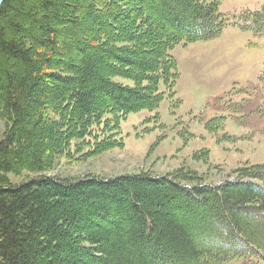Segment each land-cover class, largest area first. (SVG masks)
<instances>
[{
    "label": "trees",
    "instance_id": "trees-1",
    "mask_svg": "<svg viewBox=\"0 0 264 264\" xmlns=\"http://www.w3.org/2000/svg\"><path fill=\"white\" fill-rule=\"evenodd\" d=\"M225 27L219 0H4L0 264L264 262V165L219 186L183 170L49 176L122 148L120 122L174 95L169 51Z\"/></svg>",
    "mask_w": 264,
    "mask_h": 264
},
{
    "label": "rangeland",
    "instance_id": "rangeland-1",
    "mask_svg": "<svg viewBox=\"0 0 264 264\" xmlns=\"http://www.w3.org/2000/svg\"><path fill=\"white\" fill-rule=\"evenodd\" d=\"M219 13L226 21L219 36L169 51L178 73L174 95L161 87L157 110L120 122L122 148L71 164L60 160L49 176L173 177L183 170L216 186L234 182L240 168L264 165V0H219ZM4 128L0 122V138ZM9 178L13 184L24 180Z\"/></svg>",
    "mask_w": 264,
    "mask_h": 264
},
{
    "label": "water",
    "instance_id": "water-1",
    "mask_svg": "<svg viewBox=\"0 0 264 264\" xmlns=\"http://www.w3.org/2000/svg\"><path fill=\"white\" fill-rule=\"evenodd\" d=\"M4 0H0V6L3 4Z\"/></svg>",
    "mask_w": 264,
    "mask_h": 264
}]
</instances>
